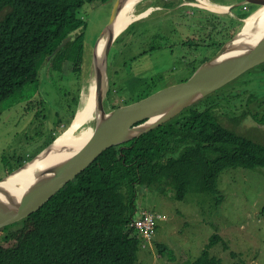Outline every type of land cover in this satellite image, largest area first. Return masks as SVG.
Masks as SVG:
<instances>
[{
  "label": "trees",
  "instance_id": "trees-1",
  "mask_svg": "<svg viewBox=\"0 0 264 264\" xmlns=\"http://www.w3.org/2000/svg\"><path fill=\"white\" fill-rule=\"evenodd\" d=\"M95 1L106 0H0V14L5 11L0 18V119L10 115L5 110H14L17 102L29 104L40 93L48 56L55 72L82 76L88 22L81 12L87 3ZM214 18L206 19L205 28L209 25L211 29L208 40L196 45L185 41L195 46L198 55L189 60L188 76L180 82L216 53L241 24L233 18L230 24L228 19L222 24ZM69 36L71 39L55 51ZM157 47L161 46H152L149 52ZM87 64L91 68L90 61ZM115 78L110 77L108 92L113 107L160 89L159 79L139 76L144 81L142 90L126 95L124 87L116 88ZM80 89L67 91L72 97L70 106L73 104L70 117L80 101ZM218 91L212 92L215 98L209 102H202L207 95L160 126L105 149L42 208L0 228V264H137L142 238L131 222L138 208L139 186L171 184L176 188L175 196L183 199L189 189L219 191V177L225 169L264 167V142L231 127L240 128L246 110L239 116L224 117L228 121L221 120L220 116L227 114L217 112ZM118 96L123 101L117 102ZM248 100L249 104L252 98ZM34 135L30 136L31 145L38 139ZM55 136L41 135L36 146L23 147L16 157L4 153L6 167L0 178L37 154ZM220 240L221 236L213 235L202 253L185 264H223L210 253ZM156 248L160 255L169 252L167 244L157 243Z\"/></svg>",
  "mask_w": 264,
  "mask_h": 264
},
{
  "label": "rangeland",
  "instance_id": "rangeland-1",
  "mask_svg": "<svg viewBox=\"0 0 264 264\" xmlns=\"http://www.w3.org/2000/svg\"><path fill=\"white\" fill-rule=\"evenodd\" d=\"M156 1H139L135 13L143 12L148 5L157 8L161 6L155 4ZM214 1L219 5L217 0ZM173 2L174 0H170V3ZM199 3V0H177V8L180 7L178 10L168 14H154L156 11H153L148 15L149 18L136 21L121 36L109 55V76H116V88L124 87L122 92L133 95L139 93L144 86V81L139 76L149 80L159 79L160 89L178 84L188 76L187 64L198 54L195 46L189 45L192 43L185 44V41H192L196 45L209 38L211 29L209 25L205 28L207 18L215 16L214 19L222 24L223 20L230 18L225 16L229 12L212 14L199 7L208 10L214 9L213 7L196 5ZM259 7L260 5L245 10L241 7L237 12L249 14L251 11L256 12ZM112 9V2L95 1L87 3L81 12L85 15L88 27L83 75L80 78L75 74H66L71 71L53 74L48 64L42 70L40 92H43L44 97L39 93L32 97L29 104L26 101L17 102L14 110H5L11 114L0 119V175L6 167L2 158L5 151L20 154L23 147L36 146L43 138L41 135L45 136L51 128L59 130L60 126H55L53 120L57 119V111L62 116L65 115L64 103L69 102L66 91H76L80 86L82 98L83 95L86 96L87 85L92 79L87 62L92 63L93 47L108 23ZM4 12L0 14V18ZM211 12L224 11L214 9ZM230 15L235 16L234 13ZM227 22L229 23V19ZM242 27L241 24L235 26L237 31ZM176 30L179 31L178 35ZM162 37L166 39L162 41ZM152 46L161 47L149 52ZM218 90L220 107L217 112L227 114L221 115L220 119L228 121L224 117L239 116L246 110L247 115L240 128H236V125L231 127L240 133L243 130L249 137L254 136L264 142V62ZM118 97L115 99L120 102L122 99ZM214 98L211 93L202 102L206 103ZM249 98L252 101L248 104ZM34 100H39L43 109ZM111 102L112 100L108 105L106 100V109ZM15 110L21 114L12 113ZM32 134L39 139L33 145L30 138ZM219 190L216 193L190 190L184 199H179L174 197L175 190L171 185L157 183L141 187L137 196L136 216L147 208L163 214L164 218L152 238V244L140 248V261L137 264H185L193 261L201 254L214 233H219L222 239L210 249L211 255L219 257L223 264H264V167L225 169L219 177ZM224 241H227V246ZM157 243L167 244L169 252L160 255Z\"/></svg>",
  "mask_w": 264,
  "mask_h": 264
},
{
  "label": "water",
  "instance_id": "water-1",
  "mask_svg": "<svg viewBox=\"0 0 264 264\" xmlns=\"http://www.w3.org/2000/svg\"><path fill=\"white\" fill-rule=\"evenodd\" d=\"M131 1H115L110 20L95 46L90 81L95 82V89L90 88L95 112L91 138L80 144L58 142L62 134L22 166L1 177L0 228L41 208L105 149L160 126L186 107L264 62V32L243 31L242 27L214 55L203 61L187 80L107 111L104 100L109 87V53L117 37L119 15ZM246 2L259 4L261 9L264 8V0H242L237 5ZM67 41L65 39L55 51ZM101 43L103 45L100 49ZM64 148H70L68 152L72 154L34 169L29 175L24 174L36 162L63 152Z\"/></svg>",
  "mask_w": 264,
  "mask_h": 264
},
{
  "label": "clouds",
  "instance_id": "clouds-1",
  "mask_svg": "<svg viewBox=\"0 0 264 264\" xmlns=\"http://www.w3.org/2000/svg\"><path fill=\"white\" fill-rule=\"evenodd\" d=\"M106 1H108V0H106ZM106 1H104V3L106 2ZM115 1L116 0H113L112 1V3H113V7H114V3H115ZM142 1H144V0H142ZM141 0H140V3L142 2ZM186 1V0H185ZM213 3H215V4H217L218 5V3H216L214 0H211ZM218 2H219V5L221 6V5H227L228 6V9L226 10V11H224V12H214V13H217L218 15L219 14H221V13H225V12H229L230 14H235V16L234 17H232L230 14H226L225 16H228V17H230V18H233V19H236V20H238L240 23H241V26L243 25V27H244V25H245V21H246V19L248 18V17H250L254 12L253 11H251V12H249V14H247L246 12H244L243 14H242V12H237V9H239V8H243V10H245V9H249V8H251V7H253V6H259V4H255V3H248V2H246V3H242V4H240V5H237V3L238 2H240V1H242V0H222V1H220V0H217ZM101 3H103V2H101ZM108 3H111V2H108ZM139 3V4H140ZM186 3H189V2H186ZM138 4V5H139ZM155 4H157V5H161V6H159L158 8L157 7H154V6H151V5H148V7H147V9L146 8H144L145 10L143 11V12H145L146 10H149L150 8H152L153 10L152 11H150V13L151 12H153V11H156L154 14H156V13H158V12H164V13H173V11H175L176 9L178 10L180 7H178L177 8V0H174V2L173 3H170V0H157L156 2H155ZM190 4V3H189ZM215 4H212V5H215ZM137 5V6H138ZM196 5H199V4H196ZM136 6V7H137ZM200 6H202V5H200ZM136 7H135V11H136ZM262 6L260 5V7L259 8H261ZM200 9H203V10H205V11H207V12H210V13H212L211 12V10H214V9H212V8H210V10H208V9H206V8H201V7H199ZM258 8V9H259ZM257 9V10H258ZM113 10V9H112ZM256 10V11H257ZM143 12H140V13H136V15H140V14H142ZM253 12V13H252ZM149 13V14H150ZM112 14V13H111ZM148 14V15H149ZM213 14V13H212ZM148 15H146V16H144V17H141V18H138V19H135L134 21H132L131 23H129L128 25H127V27H125L123 30H121V31H117V29H116V32H117V37H116V39H115V41L113 42V45H112V47L116 44V42H118L119 41V39L121 38V36L126 32V31H128L129 29H130V27H132L134 24H135V22L136 21H139V20H143V19H147V18H149V16ZM182 15V14H181ZM84 18H85V15H82ZM148 16V17H147ZM110 17H111V15H110ZM228 17H225V18H228ZM230 18H228V19H230ZM85 20H86V18H85ZM110 20V19H109ZM226 20V19H225ZM224 21V20H223ZM109 22V21H108ZM107 25V24H106ZM105 25V26H106ZM105 28V27H104ZM104 28H103V30H104ZM103 30H102V32H103ZM239 31V30H238ZM102 32H101V34H102ZM237 32V31H236ZM235 32V33H236ZM234 33V34H235ZM101 34L98 36V38H97V41L99 40V38L101 37ZM71 37L72 36H69V37H67V38H65V39H68V41L71 39ZM231 38V37H230ZM229 38V39H230ZM64 39V40H65ZM67 41V42H68ZM97 41H96V43H97ZM96 43H95V45H94V47H93V54L95 53V46H96ZM57 49V48H56ZM112 49V48H111ZM110 52H111V50H110ZM217 52V51H216ZM215 54V53H214ZM213 54V55H214ZM109 55H110V53H109ZM50 59H51V56H48L47 57V64H49L48 62L50 61ZM263 63V62H262ZM261 64V63H260ZM259 65V64H258ZM50 66L51 67H49L51 70H52V73L54 74V73H56L55 72V70L53 69V67H52V64H50ZM257 66V65H256ZM255 67V66H254ZM91 71H92V63H91V68H89V73H91ZM109 71V70H108ZM63 72V71H62ZM61 72V73H62ZM245 73V72H244ZM83 75V74H82ZM238 78V77H237ZM235 80V79H234ZM91 83V82H90ZM89 83V84H90ZM225 86V85H224ZM87 88H88V90H87V94H86V96L90 93V88H91V86L90 85H87ZM109 88H110V76H109V87H108V90H107V93H106V98H105V100H104V104H105V102H106V100L108 101V92H109ZM41 93V95L43 94V92H40ZM154 93V92H153ZM65 94L66 95H68V97H69V102L67 103V104H65L64 103V108H65V115L64 116H62L60 113H59V111H57L56 112V114H57V119H55V120H53V124L55 125V126H60V128H59V130L58 131H56V130H53L52 128L49 130V132L47 133V134H50V133H55L56 134V136L54 137V139L51 141V142H53L58 136H60V135H62V134H65L72 126H73V124L75 123V118H76V115H77V111H78V109H77V107L79 106L80 107V104H81V101H82V91H81V89H80V101H79V103H78V105L76 106V111H75V113H74V116L73 117H70V115H71V110H72V108H73V104H72V106H70L71 105V95L66 91L65 92ZM149 96V95H148ZM42 97H44V94L42 95ZM143 98H145V97H143ZM142 99V98H141ZM140 100V99H139ZM34 101H38V103H39V106H40V108L41 109H43L42 108V106H41V103L39 102V100H34ZM121 101H123V98H122V100ZM132 103V102H131ZM127 104H129V103H127ZM108 105H109V101H108ZM122 105H125V104H122ZM119 106H121V105H119ZM118 106V107H119ZM106 105H105V109H106ZM114 108H116V107H113L112 105H110L109 106V108L108 109H106L107 111L108 110H111V109H114ZM71 118V119H70ZM61 119V121H59ZM70 120V121H69ZM65 121V122H64ZM57 122V123H56ZM63 124H62V123ZM93 126H94V121H93ZM61 129H62V131H61ZM61 131V132H60ZM46 134V135H47ZM50 142V143H51ZM50 143H48L47 145H49ZM46 145V146H47ZM45 146V147H46ZM44 147V148H45ZM43 149V148H42ZM41 149V150H42ZM40 150V151H41ZM39 151V152H40ZM104 152V151H103ZM102 152V153H103ZM5 153H6V151H5ZM101 153V154H102ZM9 154H11L13 157H16L19 153H9ZM100 154V155H101ZM36 155V154H35ZM35 155H33L32 157H34ZM99 155V156H100ZM98 156V157H99ZM27 157H28V155H27ZM32 157H30V158H27L21 165H18L17 167H15L14 169H16V168H18V167H20V166H22L24 163H26L28 160H30ZM97 157V158H98ZM96 158V159H97ZM95 159V160H96ZM94 160V161H95ZM93 161V162H94ZM92 162V163H93ZM91 163V164H92ZM90 164V165H91ZM89 165V166H90ZM89 166H87V167H89ZM86 167V168H87ZM85 168V169H86ZM13 169V170H14ZM84 169V170H85ZM84 170H82L81 172H83ZM12 171V170H11ZM11 171H9V172H11ZM8 172V173H9ZM80 172V173H81ZM7 173V174H8ZM80 173H78L76 176H75V178L80 174ZM4 175H6V174H4ZM3 175V176H4ZM2 176V177H3ZM74 178V179H75ZM74 179H72V180H74ZM72 180H70V181H72ZM69 181V182H70ZM68 182V183H69ZM157 183H160V182H157ZM157 183H155V184H157ZM67 184V183H66ZM166 185H171V184H166ZM64 187V186H63ZM62 187V188H63ZM141 187H144V185L143 186H139L138 187V194H139V191H140V188ZM171 187H172V189H174L175 190V194H177V192H176V188L174 187V186H172L171 185ZM61 188V189H62ZM60 189V190H61ZM218 189H219V185H218ZM59 190V191H60ZM189 190H192V189H189ZM58 191V192H59ZM220 191V190H219ZM219 191H217V192H219ZM57 192V193H58ZM212 192V191H211ZM175 194H174V197H176L175 196ZM222 196V195H221ZM53 197V196H52ZM51 197V198H52ZM50 198V199H51ZM177 198V197H176ZM49 199V200H50ZM184 199V198H183ZM220 199V198H219ZM48 200V201H49ZM47 201V202H48ZM46 202V203H47ZM45 203V204H46ZM44 204V205H45ZM137 207H138V205H137ZM42 208V207H41ZM40 209V208H39ZM38 209V210H39ZM137 210H138V208H137ZM37 211V210H36ZM35 212V211H34ZM137 212V211H136ZM147 214H151L153 217H154V220H155V223H154V226H153V231L151 232V234L149 235V236H146L145 235V233H144V231L137 225V221L138 220H142V219H144V217L147 215ZM30 215V214H29ZM28 215V216H29ZM28 216H26V217H28ZM26 217H24V218H26ZM24 218H22V219H24ZM163 218H164V215L163 214H161V213H159V212H156V211H153V210H150V209H147V208H145V209H143L142 211H141V214L139 215V216H136V213H135V216H134V218H133V221L131 222V226L134 228V229H136V231L139 233V235L141 236V238H142V244H141V248H143V247H147L148 245H150V244H152V238H153V236H154V234L157 232V229H158V227L157 226H159V223L161 222V220H163ZM21 219V220H22ZM17 222V221H16ZM6 226V225H5ZM2 228V227H1ZM215 234H218L219 236H221L219 233H214L213 235H215ZM212 235V236H213ZM212 236H211V239H212ZM211 239H210V241H211ZM221 239H222V236H221ZM209 241V242H210ZM208 242V243H209ZM207 243V244H208ZM206 244V245H207ZM217 244V243H216ZM215 245V244H214ZM213 245V246H214ZM224 245L225 246H227L228 245V243H227V241H224ZM212 246V247H213ZM206 247V246H205ZM211 247V248H212ZM210 248V249H211ZM204 250V249H203ZM202 253V252H201ZM210 253H211V251H210Z\"/></svg>",
  "mask_w": 264,
  "mask_h": 264
},
{
  "label": "bare ground",
  "instance_id": "bare-ground-1",
  "mask_svg": "<svg viewBox=\"0 0 264 264\" xmlns=\"http://www.w3.org/2000/svg\"><path fill=\"white\" fill-rule=\"evenodd\" d=\"M140 0H132L125 8L121 11L118 22L116 24L117 31L123 30L129 23L134 21L135 19L144 17L150 13L153 9L150 8L146 10L140 15H136L135 7L136 4ZM197 1V0H196ZM199 5H207L211 6L219 11H226L228 9L227 5H212L215 4L211 0H199ZM255 30H261L264 32V8H259L256 12H254L250 17H248L245 21V25L243 31L254 32ZM103 43L99 45L101 49ZM183 82V81H182ZM91 88L95 89V82L92 81L90 84ZM95 120V112L93 110V101L92 95L89 93L87 96L83 95L80 107L77 111V115L75 118V123L73 126L58 140V142H73V143H85L87 142L93 132V121ZM88 124V125H87ZM70 148H64L63 152L54 153L49 155L46 160L36 162L30 169H28L24 174L29 175L32 173L34 169H38L39 167L56 161L58 159H62L71 155V152H68ZM75 151V149L73 150Z\"/></svg>",
  "mask_w": 264,
  "mask_h": 264
},
{
  "label": "built area",
  "instance_id": "built-area-1",
  "mask_svg": "<svg viewBox=\"0 0 264 264\" xmlns=\"http://www.w3.org/2000/svg\"><path fill=\"white\" fill-rule=\"evenodd\" d=\"M155 220L151 214H147L144 219L138 220L137 225L144 231L146 236H149L153 231Z\"/></svg>",
  "mask_w": 264,
  "mask_h": 264
}]
</instances>
